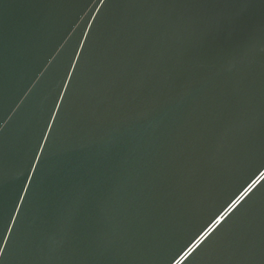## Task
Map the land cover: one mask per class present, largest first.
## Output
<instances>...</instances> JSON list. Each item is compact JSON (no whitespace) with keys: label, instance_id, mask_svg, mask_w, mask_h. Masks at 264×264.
I'll return each instance as SVG.
<instances>
[{"label":"water","instance_id":"95a60500","mask_svg":"<svg viewBox=\"0 0 264 264\" xmlns=\"http://www.w3.org/2000/svg\"><path fill=\"white\" fill-rule=\"evenodd\" d=\"M0 264H264V0H0Z\"/></svg>","mask_w":264,"mask_h":264}]
</instances>
